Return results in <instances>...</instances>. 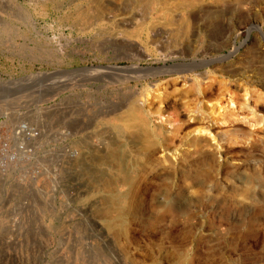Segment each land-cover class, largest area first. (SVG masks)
Segmentation results:
<instances>
[{
    "label": "rangeland",
    "instance_id": "1",
    "mask_svg": "<svg viewBox=\"0 0 264 264\" xmlns=\"http://www.w3.org/2000/svg\"><path fill=\"white\" fill-rule=\"evenodd\" d=\"M0 264H264V0H0Z\"/></svg>",
    "mask_w": 264,
    "mask_h": 264
},
{
    "label": "bare ground",
    "instance_id": "2",
    "mask_svg": "<svg viewBox=\"0 0 264 264\" xmlns=\"http://www.w3.org/2000/svg\"><path fill=\"white\" fill-rule=\"evenodd\" d=\"M131 19V18H130ZM155 25V24H154ZM155 27V26H154ZM167 31V30H166ZM130 35V31L127 29H121L119 32V35ZM163 34V33H162ZM163 41V40H162ZM158 46V45H157ZM159 48V47H158ZM39 74V73H38ZM33 76V75H32ZM52 76V75H51ZM47 77V76H46ZM50 78V76H48ZM133 77V76H132ZM135 78V76H134ZM141 105V104H140ZM138 111L139 108L136 107V105L131 104L127 107L126 110H123L119 113H117L114 117V120L116 121H120L124 124L132 125L137 119H138ZM144 118V117H143ZM159 121V120H157ZM133 126V125H132ZM157 131H161L164 130L163 126L161 124H157L154 127ZM198 131V130H197ZM222 131V130H221ZM245 131V130H244ZM185 132V131H184ZM196 132V131H195ZM241 132V131H240ZM146 133V131H144L141 134H138V136L136 137V140H133V142H131L129 144L130 147V151H132L133 153H137L138 155L143 154L144 151H142V149L144 148V146L147 148L146 152L147 155L149 154L151 157H153L154 162L156 164H159L161 162H164V158L166 157V155L168 154L169 150L167 148H162L160 149L159 147L154 148V146H152L151 141H148L147 139L143 138L145 137L143 134ZM163 133V132H162ZM180 133V132H179ZM186 133V132H185ZM199 133V132H198ZM164 134V133H163ZM197 134V133H196ZM194 132L193 133H186V134H182L179 136V142L180 145H185L187 147H190L192 150L198 151V152H202L206 155H214L215 153L218 152L217 147L215 146V141L212 139H208L205 137H196V135ZM242 134V133H241ZM149 135V134H148ZM198 135V134H197ZM245 135V134H242ZM165 137H167L165 134L163 135ZM218 136V135H217ZM168 138V137H167ZM259 138V137H258ZM257 139V138H255ZM166 140V139H165ZM251 140V139H250ZM147 141V142H145ZM173 142V141H172ZM254 142L253 141H249V140H245L243 144L248 145L250 143ZM217 145V144H216ZM178 149V148H177ZM187 149V148H186ZM145 150V149H144ZM181 150V149H180ZM182 153H184V150L181 151ZM179 156V155H178ZM146 157V156H145ZM116 159V158H115ZM173 160V159H172ZM175 161V160H174ZM118 166V165H117Z\"/></svg>",
    "mask_w": 264,
    "mask_h": 264
},
{
    "label": "water",
    "instance_id": "3",
    "mask_svg": "<svg viewBox=\"0 0 264 264\" xmlns=\"http://www.w3.org/2000/svg\"><path fill=\"white\" fill-rule=\"evenodd\" d=\"M84 67H79V68H71V69H56V70H51V71H37L36 74L39 73L41 76H50L56 73H74L79 70H83Z\"/></svg>",
    "mask_w": 264,
    "mask_h": 264
}]
</instances>
